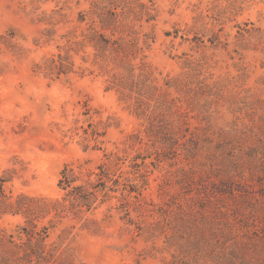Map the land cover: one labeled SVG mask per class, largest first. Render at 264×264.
<instances>
[{
	"label": "rangeland",
	"instance_id": "1",
	"mask_svg": "<svg viewBox=\"0 0 264 264\" xmlns=\"http://www.w3.org/2000/svg\"><path fill=\"white\" fill-rule=\"evenodd\" d=\"M94 1L0 0V198L21 206L16 213L0 200V229L20 235L19 227H28L49 235V243L69 235L77 264H135L138 257L143 264H184L173 235L183 237L180 243L203 236L205 251L216 230L234 235L230 245L253 235L264 240V0H116L110 25L108 14L90 11ZM144 63L159 85L171 77L188 82V93L179 94L192 127L196 113L207 110L201 125L212 120L219 129L221 138L210 151L203 143L196 160L180 155L131 166L139 145L128 136L145 123L120 78L125 67L140 74ZM206 100L211 108L201 109ZM196 161L185 177L181 168ZM101 168L128 177L141 192L130 214L139 228L120 218V193L101 190L116 187L102 184ZM64 171L82 195L95 191L90 210L76 213L78 202L61 183ZM203 177L229 192L249 186L251 203L238 200L241 207L227 194L224 211L233 225L204 228L213 216L207 213L197 221L167 214L157 225L156 209L185 192L189 179Z\"/></svg>",
	"mask_w": 264,
	"mask_h": 264
},
{
	"label": "trees",
	"instance_id": "2",
	"mask_svg": "<svg viewBox=\"0 0 264 264\" xmlns=\"http://www.w3.org/2000/svg\"><path fill=\"white\" fill-rule=\"evenodd\" d=\"M119 6L116 0H95L90 11L92 13L103 11L102 14H108L109 17L104 21H106V25H110L117 20L118 12L116 9ZM110 40L111 38L102 43L108 46V42L113 43ZM124 70L126 71L121 74L129 76L130 79L125 75L120 78V80L122 79V90L129 91L130 96L128 95V97L135 99V103H132V112L143 119L145 123L142 130L133 132L128 136L133 145H139V152L131 164L133 168L146 165L148 158L153 166H157L154 165L156 162L167 161L180 155H184L188 161L193 158L196 160L198 154L204 150L201 147L203 143L204 147H208L207 150L210 151V145L216 139L221 138L219 129H216L212 120H207V124L201 125L203 120L211 116L207 110L205 115L200 118L196 113L195 118L199 120V124L196 126L192 127L188 123L189 121L187 122L191 111L181 108L180 104L184 99L183 95L179 94L185 88L186 93H188V82L184 78H167L164 84L159 85L152 74L146 70L145 63L141 67L142 72L140 74L133 73L130 67H125ZM122 90L121 93L126 95ZM198 94L200 97L203 95L202 91ZM205 108H211V101L206 100L201 104V109ZM244 129L248 130V126H245ZM233 130L230 135L234 140L236 139L234 132L237 130L235 128ZM250 132L251 129L248 130L246 136H250ZM239 133L242 132L238 131L237 134ZM139 159H142L143 162L139 163ZM234 159L231 160V167H238L239 162ZM194 164L196 165L197 161L192 163L188 170L181 168L185 172V177L187 171L189 173L193 170ZM131 173L137 174L139 171H131ZM63 175L61 183L64 189L71 188L68 195H70L71 200L78 202V205L73 206L75 209L79 207L76 213L80 214L90 210L94 202L93 198L96 195L95 191H91L92 196L82 195L77 191V187L73 186L74 176L69 175L66 171L63 172ZM98 176L102 184L106 185L107 180H111L113 186H116L101 188L106 194L108 190L120 193L117 196L119 203L115 207L121 215L120 218L126 220L125 223L139 228V221L132 218L130 214L133 206L132 200L138 199L141 192L136 186H132L128 177L122 178V175H118L116 178L112 177L110 168H101ZM209 177H203L197 182H193L192 179L188 178L191 184L185 185L186 187L183 186L185 192L181 191L172 195L171 200L165 203L162 209H156L161 218L157 225L164 221L167 214L172 215L173 219L190 217L197 221L196 218L199 219V217L207 219L208 216L205 215L207 213L213 214V216L211 221L201 223L204 228L214 229L218 226H232L228 213L224 211V209L230 207V204L226 203V198L229 197L227 194L231 195L233 202L236 201V206L241 207L237 202L238 200H241L242 203H251V190H249V186H241L237 191H235V187H232V192H229L220 187L219 184L213 183ZM195 186L196 188H193ZM193 190H196V193L192 192ZM236 192L238 194L233 195ZM0 200L5 202L6 207L16 208V213L19 212L18 208L21 207L17 204L19 201L17 203L11 202L8 198L7 200L0 198ZM66 200L67 198H65ZM196 207H198V210H196ZM107 217H113V214L110 213ZM26 228L28 227H19L18 234L20 235H8L7 231L0 229V264H77L76 256L70 245L71 241H68L69 235H59V240L49 243L46 240L49 235H42V232H36V235H32ZM44 228L47 229L45 231L47 233L48 226H44ZM230 232L228 231V233ZM22 233L25 235H22ZM213 235L217 236L215 238L217 241L211 245L210 251L204 250L203 236L197 240L188 237L185 239L186 243H180L183 237L173 235L175 244L180 250L181 260L185 262L184 264H264V248L261 247L262 244L264 245L262 235H253L242 240L237 239L231 245L229 241L234 235H217V230ZM182 245H187L189 251L181 250ZM135 264H143V258L138 257Z\"/></svg>",
	"mask_w": 264,
	"mask_h": 264
}]
</instances>
